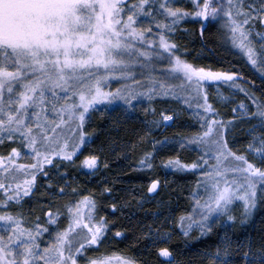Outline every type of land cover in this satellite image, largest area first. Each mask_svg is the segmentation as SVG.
Listing matches in <instances>:
<instances>
[{
    "label": "snow or ice",
    "instance_id": "1",
    "mask_svg": "<svg viewBox=\"0 0 264 264\" xmlns=\"http://www.w3.org/2000/svg\"><path fill=\"white\" fill-rule=\"evenodd\" d=\"M186 17L200 20L201 34L208 22H218L249 64L264 68V32L255 33L259 47L252 38L257 24L264 29V0H191L190 8L175 6L174 0H0V145L10 147L0 154V264H113V259L115 264H146L126 256L85 255L107 238L108 222L96 218L94 198L84 196L64 205L63 227L65 213L60 208H41L42 216L33 211L31 220L23 212L25 198L30 200L37 190L38 175H59L62 163L56 161L72 163L85 145V123L98 105L128 112L148 104L145 116L160 117L151 123L168 126L175 114L167 109L157 113L151 105L174 97L191 109L180 94L195 86L197 97H203L196 104L202 111L195 112L202 130L183 138L180 146L194 144L200 156L192 163L178 156L164 162L180 171L198 170L202 177L197 186L204 190L203 202L194 191L192 211L179 218L180 230L188 236L193 226L203 233L221 217L234 221L229 212L236 200L242 202L245 216L256 207L257 198L264 196V100L237 83L240 73L196 66L177 54L179 46L165 33H174ZM147 18L156 32L151 24L144 26ZM164 53L168 64L158 72L156 64ZM113 79L123 84L108 87ZM208 81L229 83L251 101L254 111L243 103L238 108L257 122L251 132L261 129L246 150L260 158L259 165L230 147L226 136L231 121L216 118L218 112L204 90ZM167 143V138L153 141L154 147ZM22 155L31 162L18 163ZM152 158L151 152L145 153L139 166L152 168ZM98 160L90 154L81 164L95 169ZM158 183L153 179L147 191L154 192ZM47 190L65 194L63 187L50 182ZM121 235L115 232V237ZM157 253L172 257L169 247H160ZM242 258L245 264H264V243L253 250L249 242ZM210 259L212 264H227L219 249Z\"/></svg>",
    "mask_w": 264,
    "mask_h": 264
},
{
    "label": "trees",
    "instance_id": "2",
    "mask_svg": "<svg viewBox=\"0 0 264 264\" xmlns=\"http://www.w3.org/2000/svg\"><path fill=\"white\" fill-rule=\"evenodd\" d=\"M174 3L182 8L191 7V0H174ZM150 24L156 32L151 18L144 20L145 27ZM175 27L174 33L165 34L179 46L178 55L196 66L213 71L240 73L241 79L237 83L264 100V68H253L243 53L226 39L218 22H208L202 34L200 20L192 17H186ZM252 38L255 41L253 32ZM167 64V60H160L156 65L165 67ZM170 82L176 85L178 81ZM219 84L225 92L235 94L239 102L247 103L254 111L244 92L223 81ZM117 86L113 83L110 88ZM205 90L209 103L218 112L216 118L226 124L231 121L227 124L226 136L230 147L237 153L248 155L259 165V161L246 151L251 143L250 129L257 122L250 121L247 115L233 112V105L221 102L213 85L206 83ZM187 99L190 100L189 97ZM190 103L191 109L182 99L168 97L151 105L157 113L167 109L175 114L174 122L167 127H156L151 123L153 119L160 120L158 114L154 118L145 116L144 108L148 104L128 112L112 106H97L85 123L86 143L73 162L57 160L56 163H62L59 175L55 172L50 173V177L38 175L35 194L30 200L25 198V217L31 220L33 211L42 216L41 208L47 210L52 207L53 211L60 208L65 213L61 217L63 227L67 223L63 206L70 200L89 196L95 200L96 218L103 217L108 222V231L102 244L86 251L88 257L126 256L146 261V264H212L210 257L219 249L220 259L227 264H245L242 257L248 250L249 242L253 250L264 243V196L257 198L256 207L247 216L244 215L242 202H234L229 212L234 221L221 217L219 223H211L210 232L205 230L202 233L199 227L193 226L185 236L180 230L179 218L192 211V193L198 191L202 202L205 196L204 190L197 186V181L202 180L198 170L180 171L164 165L169 157L178 156L182 162L192 163L200 156L196 145L185 143L183 148L180 146L183 138H190L202 130L195 115L202 109H196V105ZM165 138L168 140L166 146L156 144L154 147V140L163 141ZM9 150L10 147L0 145V154ZM147 152L153 154L150 169L139 166V161ZM90 154L99 157V165L95 169L84 168L81 164L84 157ZM30 162L26 155L18 159L21 164ZM153 179L159 181L158 189L149 193L147 189ZM49 182L55 188L63 187L65 194L50 193L47 190ZM117 231L122 233L120 237H115ZM44 239H48L47 234ZM160 247H169L172 257L158 256L157 249ZM81 264L84 262L81 261Z\"/></svg>",
    "mask_w": 264,
    "mask_h": 264
},
{
    "label": "rangeland",
    "instance_id": "3",
    "mask_svg": "<svg viewBox=\"0 0 264 264\" xmlns=\"http://www.w3.org/2000/svg\"><path fill=\"white\" fill-rule=\"evenodd\" d=\"M257 31L264 32V29H261V28L258 26V24H257V26L254 27V29H253V35H254L255 41L257 42V45H258V47H259L258 37L255 36V33H256ZM157 43H158V41H157ZM160 60H167V61H168V59H167V53H164L163 56H162V58L159 59V61H160ZM159 68H162V66L156 65V69H159ZM135 71H136V73H137V78H138V76H139V72H140L139 67H137V68L135 69ZM177 81H178V80H177ZM113 83H116V84H118V86H120L121 84H123V81L117 82L115 79H113V80H111V81L108 83V87H110V85L113 84ZM170 83L173 84L174 82H170ZM178 83H179V81L177 82V84H178ZM206 83L210 84L211 86L213 85V87L215 88V92H216V94H217V98H218L221 102H223V103H225V104L233 105V107H234L235 109H237L236 113L246 115V113H245L244 110H240V109L238 108V106H239L240 103L245 104L246 108L250 110L249 105H248L247 103H245V102H239V100L235 97V94H231V95H230V94H228L227 92H225V90L221 88L219 82H216V81H208V82H205V83H204V90H205V85H206ZM119 84H120V85H119ZM118 86H117V87H118ZM205 91H206V90H205ZM180 95H181V96H185V97H187V98L189 97V99H190L189 102H192L194 105H196L198 102H199V103H202V102H203V97H202V95H201L200 97H197V95H196V91H195V86H192V87L189 88L186 92L181 93ZM98 106H100V105H98ZM172 123H173V122H172ZM172 123H170V125H171ZM153 125H155V124H153ZM160 125H163V127H167V126H165V124H164L163 122H161ZM170 125H168V126H170ZM155 126H156V125H155ZM156 127H157V126H156ZM260 134H261V129H259V128H257L256 131H255L254 133L250 131V135H251V143H252V140H253V136H254V135L259 136ZM254 158H255L256 160H258V161H259V159H260L259 157H254ZM18 159H19V158H18ZM17 162H18V160H17ZM98 165H99V160H98L97 167H98ZM97 167H96V168H97ZM157 189H158V186H157L156 190H157ZM234 202H241V201L236 200V201H234ZM234 202H233V203H234ZM113 258H115V257H113ZM113 264H115V259H113Z\"/></svg>",
    "mask_w": 264,
    "mask_h": 264
}]
</instances>
